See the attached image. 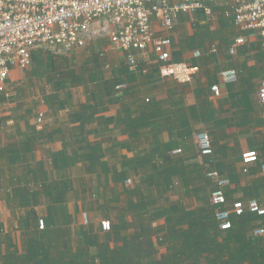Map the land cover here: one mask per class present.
Here are the masks:
<instances>
[{
    "label": "crops",
    "instance_id": "crops-1",
    "mask_svg": "<svg viewBox=\"0 0 264 264\" xmlns=\"http://www.w3.org/2000/svg\"><path fill=\"white\" fill-rule=\"evenodd\" d=\"M227 11L213 5L211 17L202 11L178 17L170 34L172 60L199 69L188 83L163 79L148 52L137 55L146 76L122 83L126 94V87L117 91L122 84L112 83L126 62L103 40L98 69L94 42L67 56L51 48L34 50L32 59L48 65L52 80L37 79L35 65L29 72L10 71L0 88L2 245L33 238L40 219L70 220V237L84 226L99 232L100 221L108 220L128 238L145 220L155 229L164 227L156 215L169 214L172 205L216 212L210 202L216 189L227 207L264 204V104L258 100L264 49L254 33L234 27ZM154 29L157 39L166 35L158 24ZM239 36L244 43L230 55ZM228 69L238 77L222 84L218 73ZM214 85L218 95L211 91ZM149 101L154 107L146 108ZM201 135L209 139V155L198 149ZM246 152H255L257 160L245 165ZM169 171L177 172L170 181ZM213 172L217 177L209 176ZM253 234L264 237V226Z\"/></svg>",
    "mask_w": 264,
    "mask_h": 264
},
{
    "label": "built area",
    "instance_id": "built-area-1",
    "mask_svg": "<svg viewBox=\"0 0 264 264\" xmlns=\"http://www.w3.org/2000/svg\"><path fill=\"white\" fill-rule=\"evenodd\" d=\"M213 5L229 7L226 14L232 15L234 27L239 32L254 33L264 49V0H0V88L5 86L13 68L30 69L34 50L51 48L66 53L84 49L95 40L108 41L114 50L123 53L130 72L138 69L137 55L152 52L163 79L188 83L199 69L172 60L170 34L180 15L202 11L211 17ZM154 24L166 35L157 39ZM243 43L244 39L237 37L228 53L234 55ZM218 76L222 84L238 77L234 69L221 70ZM125 87L122 84L115 89L121 91ZM211 91L218 95V85L212 86ZM258 100L264 104V81L259 86ZM197 146L202 155L212 151L207 135L198 136ZM256 160L255 152L242 154L245 165ZM209 176L217 177V173ZM210 202L216 207L225 205L223 192L214 190ZM245 212L264 216V204L235 202L230 209L217 210L219 228H230L229 214L241 216ZM83 220L87 223L85 216ZM43 227L44 221L38 220V228ZM100 228L109 232L111 223L101 220Z\"/></svg>",
    "mask_w": 264,
    "mask_h": 264
},
{
    "label": "trees",
    "instance_id": "trees-1",
    "mask_svg": "<svg viewBox=\"0 0 264 264\" xmlns=\"http://www.w3.org/2000/svg\"><path fill=\"white\" fill-rule=\"evenodd\" d=\"M101 41L91 42H95L93 59L97 69L101 65V51L98 49L103 44ZM140 63L142 60L135 72H130L125 63L119 72L120 79H115L112 84L115 86L136 77H145ZM33 64L37 79H53L47 76L48 65L45 69L42 59L34 56ZM156 70L159 72L158 65ZM66 78L70 80L69 75ZM57 82L65 81L58 79ZM127 91L126 86L123 93ZM155 104L150 102L146 108ZM170 171L169 181L177 173ZM207 208L187 211L172 205L169 214L156 215V218L164 219V227L155 229L145 220L128 238L121 237L118 225H111L109 232L100 229L102 233L84 226L70 237L67 229L70 220L64 219L59 224L44 221V227L33 238L23 239L20 246L8 240L5 245L0 243L3 249L0 264H264V237L253 234L264 226V216L248 212L241 216L229 214L230 228L221 230L215 211L211 209L214 207L210 208L211 213ZM230 208L221 205L216 210ZM247 230L249 234L242 233ZM162 246L166 252L159 253L158 248Z\"/></svg>",
    "mask_w": 264,
    "mask_h": 264
},
{
    "label": "rangeland",
    "instance_id": "rangeland-1",
    "mask_svg": "<svg viewBox=\"0 0 264 264\" xmlns=\"http://www.w3.org/2000/svg\"><path fill=\"white\" fill-rule=\"evenodd\" d=\"M104 41V40H103ZM108 42V41H107ZM106 45H108V44H106ZM84 51H86V50H84ZM74 51H69V52H61L60 54H58V55H60V56H67L68 54H71V53H73ZM51 54V53H50ZM67 54V55H66ZM57 60H56V62L58 61V65H59V63H60V60L58 59V58H56ZM34 68V64H33V60H32V65H31V67H30V69H33ZM29 69V70H30ZM29 70H27L28 72H29Z\"/></svg>",
    "mask_w": 264,
    "mask_h": 264
}]
</instances>
